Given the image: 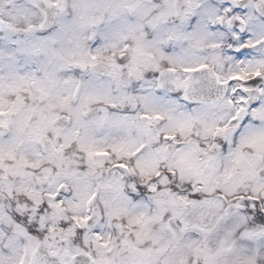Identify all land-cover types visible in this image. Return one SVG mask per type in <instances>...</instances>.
Returning a JSON list of instances; mask_svg holds the SVG:
<instances>
[{"label": "snow or ice", "instance_id": "1", "mask_svg": "<svg viewBox=\"0 0 264 264\" xmlns=\"http://www.w3.org/2000/svg\"><path fill=\"white\" fill-rule=\"evenodd\" d=\"M0 264H264V0H0Z\"/></svg>", "mask_w": 264, "mask_h": 264}]
</instances>
